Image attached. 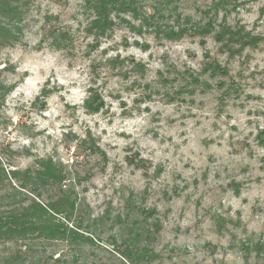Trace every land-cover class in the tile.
<instances>
[{
  "label": "rangeland",
  "instance_id": "1",
  "mask_svg": "<svg viewBox=\"0 0 264 264\" xmlns=\"http://www.w3.org/2000/svg\"><path fill=\"white\" fill-rule=\"evenodd\" d=\"M14 1L18 37L0 41V161L61 162L98 239L0 242V264L15 250L31 264H264V0H141L103 36L88 31L87 0ZM157 9L166 26L214 17L261 41L169 40L143 21ZM132 238L150 251L137 263L122 254Z\"/></svg>",
  "mask_w": 264,
  "mask_h": 264
},
{
  "label": "trees",
  "instance_id": "2",
  "mask_svg": "<svg viewBox=\"0 0 264 264\" xmlns=\"http://www.w3.org/2000/svg\"><path fill=\"white\" fill-rule=\"evenodd\" d=\"M140 3L141 0H87V5L93 13L88 31L96 36L107 34L116 26V18L123 19L121 15L132 13L138 16ZM219 4H216L215 14L218 13ZM19 10L14 0H0V41L4 44L13 43L18 37L19 20H22V12ZM205 13H210V10ZM160 16L165 14L157 9L154 14L144 16L143 21L145 25L152 27L158 36L169 40H179L188 34L207 36L214 32L215 39L226 45L227 50L237 49L234 46L239 44L237 51H242L247 46H256L261 41L259 36L245 31L243 26L232 27L226 19L219 24L214 17L208 18L205 23H193L190 17H185V25L175 28L161 24L157 20ZM177 16L180 17V14ZM67 37L65 32H60L59 36H53V39L59 47ZM211 67L214 73H225V68L219 64H213ZM90 91L88 102L95 99L92 89ZM102 105V102H98V106L88 107L98 112ZM82 145H85V140ZM87 148L92 154L101 152L100 148L94 145ZM75 179L61 162L52 157L39 158L36 160V167L24 171L9 170L0 161V242L14 241L17 244L19 241L42 238L50 241H72L77 244H97L98 238L90 231V222L78 217L80 198L74 185ZM12 180H16L19 185L16 186ZM49 187L54 188L55 193L48 202H44L40 197L42 198ZM23 190L33 192L34 196L26 194L25 197ZM142 211L145 215H150V211ZM155 225L158 227L159 222ZM113 241L116 243V239ZM122 244L125 246L123 256L132 263L148 257L150 252L135 243L134 238L132 241L126 239ZM256 251L264 254V246L258 244ZM28 256L22 250H15L3 258L2 264H31L32 262H28Z\"/></svg>",
  "mask_w": 264,
  "mask_h": 264
}]
</instances>
